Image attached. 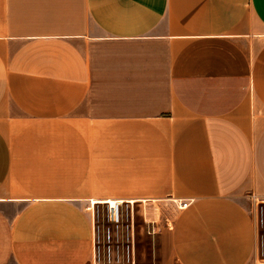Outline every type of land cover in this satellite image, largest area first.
I'll return each mask as SVG.
<instances>
[{
	"label": "crops",
	"instance_id": "1",
	"mask_svg": "<svg viewBox=\"0 0 264 264\" xmlns=\"http://www.w3.org/2000/svg\"><path fill=\"white\" fill-rule=\"evenodd\" d=\"M114 202L156 264L263 260L264 0H0V264H93Z\"/></svg>",
	"mask_w": 264,
	"mask_h": 264
},
{
	"label": "rangeland",
	"instance_id": "2",
	"mask_svg": "<svg viewBox=\"0 0 264 264\" xmlns=\"http://www.w3.org/2000/svg\"><path fill=\"white\" fill-rule=\"evenodd\" d=\"M260 219L264 220V208H258ZM97 227L99 228V238L97 241V253L93 263L108 264L109 247L111 245V255L113 262H127L130 259L134 264H156L159 259V241L143 223L140 210H135V228H136V252L129 248L127 243L128 225L132 221V210L128 211L123 207L122 221L117 229L109 221L107 209H96ZM134 215V212H133ZM263 217V218H262ZM134 219V216H133ZM264 222V221H262ZM264 225V223H263ZM110 227L115 233L113 239L109 242L105 236L106 229ZM116 236V237H115ZM260 255L264 259V227L260 229ZM12 264V263H10Z\"/></svg>",
	"mask_w": 264,
	"mask_h": 264
},
{
	"label": "built area",
	"instance_id": "3",
	"mask_svg": "<svg viewBox=\"0 0 264 264\" xmlns=\"http://www.w3.org/2000/svg\"><path fill=\"white\" fill-rule=\"evenodd\" d=\"M190 204V201H181L179 203L180 208H186ZM122 214H123V206L121 202H114L109 205V208L107 209V216L108 221L117 229L120 227L121 221H122ZM107 240L110 242L113 239V232L110 227L106 229L105 234ZM109 258H108V264H134V262H131L130 259H128L127 262H113L112 261V255H111V248L109 247L108 250ZM93 264H103V263H93ZM264 264V259L259 263Z\"/></svg>",
	"mask_w": 264,
	"mask_h": 264
}]
</instances>
